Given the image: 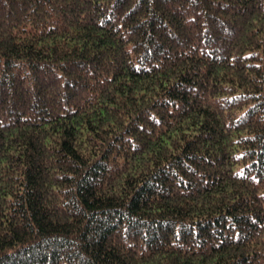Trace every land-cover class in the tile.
I'll list each match as a JSON object with an SVG mask.
<instances>
[{
  "label": "trees",
  "instance_id": "1",
  "mask_svg": "<svg viewBox=\"0 0 264 264\" xmlns=\"http://www.w3.org/2000/svg\"><path fill=\"white\" fill-rule=\"evenodd\" d=\"M0 264H264V0H0Z\"/></svg>",
  "mask_w": 264,
  "mask_h": 264
}]
</instances>
